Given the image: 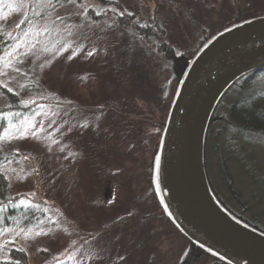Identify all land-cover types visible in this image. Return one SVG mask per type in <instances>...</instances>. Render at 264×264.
<instances>
[{
    "label": "rangeland",
    "instance_id": "1",
    "mask_svg": "<svg viewBox=\"0 0 264 264\" xmlns=\"http://www.w3.org/2000/svg\"><path fill=\"white\" fill-rule=\"evenodd\" d=\"M111 1L55 9L41 3L44 17L21 29L27 5L2 0L0 26L16 38L19 52L13 67L0 64V84L32 112L8 119L2 135L7 130L15 138L0 147L18 159L4 171L18 204L42 205L44 216L26 229L0 231V244L23 248L30 264H180L191 242L151 189L176 81L162 55L115 23L116 4L139 22L160 19L166 41L192 60L199 51L193 37L215 34L231 20L229 0ZM90 10L104 16L93 21ZM244 11H261L260 3L252 0ZM230 103L227 98L218 114L230 116ZM6 105L0 95V107ZM233 129L224 119L211 126L207 181L225 210L264 234V147L242 151ZM198 264L229 263L208 251Z\"/></svg>",
    "mask_w": 264,
    "mask_h": 264
},
{
    "label": "water",
    "instance_id": "2",
    "mask_svg": "<svg viewBox=\"0 0 264 264\" xmlns=\"http://www.w3.org/2000/svg\"><path fill=\"white\" fill-rule=\"evenodd\" d=\"M263 65L264 17L215 36L186 76L154 158V188L167 215L186 236L232 264H264V234L214 197L204 169L205 133L228 87Z\"/></svg>",
    "mask_w": 264,
    "mask_h": 264
},
{
    "label": "trees",
    "instance_id": "3",
    "mask_svg": "<svg viewBox=\"0 0 264 264\" xmlns=\"http://www.w3.org/2000/svg\"><path fill=\"white\" fill-rule=\"evenodd\" d=\"M22 1L27 5V8L26 13L21 20V29L25 28L26 25H29L31 23L33 24V22L37 20L39 21L44 17L46 13V7L43 8V5H46L45 3H42L43 5L41 6V3H34L32 2V0ZM82 1L83 0H77L78 3ZM92 1H94L101 7H106L110 4H113L111 0ZM251 1L252 0L228 1V7L231 10V20L228 23L223 24V26L219 28L218 31L215 32V34L213 33L210 35L207 34L206 31L204 33L205 36H197L198 40L196 39V36L193 37L194 41H197L198 43L197 46L199 51L197 53V56L203 50V48L219 33L245 21L264 17V0H255L260 3L261 11L255 13L250 12L249 14H246V11L244 10H246ZM53 2L55 3V0H53ZM61 2H63V0H61ZM1 5L2 0H0V8ZM116 8L120 9V11H123L125 15H117L115 17V23L123 28L131 29L136 35L142 38V40L151 45L157 53L164 57V59L168 63V66L172 70L173 76L176 81L174 102L170 108V111H172L183 82L190 69L192 68L197 56L191 60L186 56L178 53L176 48H174L170 43L166 41V29L164 27V23L160 19L154 18V21L152 22L148 20L139 22L138 18L134 14L127 13L122 6L116 4ZM40 13H44V15L41 16L39 15ZM89 16L93 21H97L100 20L104 15H98L95 10H90ZM15 39L16 38L10 37V34H8L3 26H0V57H3L4 60H11L14 57ZM9 52H13V55L11 57H8L6 55ZM8 88L10 87L8 86L7 88H5L3 84H0V95H2L7 101V105L5 107H0V135H2L4 129L7 127L9 117H14L15 120H18L23 117H28L32 113L30 111L31 106L23 105L20 100V95L17 94L14 89L11 88L12 90L9 91ZM227 98L231 99V103L229 104L228 108L230 116L218 114L219 108L224 105L223 103ZM113 103L109 104H111V110L115 111L117 105L119 104L115 105V103ZM124 105L126 106L125 102ZM124 109L125 108H122L123 111H125ZM218 119H224L229 124L234 125L233 130L240 134L241 140L239 145L242 151H245V149H248V147H250V151L256 147H264V65L243 74L241 77L235 80L224 92V94L216 104L211 114L205 133L203 149L204 167L206 161L205 147L206 141L209 136V130L213 123ZM158 147H160L159 144ZM158 150L159 148H157L155 155L157 154ZM17 157L18 156L15 152L4 150L0 147V231L14 228L20 230L26 229L28 228V226L36 224L40 220V218L44 216L42 205H39L36 208L19 205L17 200L11 193L10 182L4 171V167H6L9 163L16 161L18 159ZM160 209L166 215V217L171 220L161 204ZM227 211L242 223L250 226L255 230H259L258 224H252L251 222L249 223L245 221L241 216L234 215L228 209ZM19 249L21 248L13 244L7 245L6 251L4 250L5 257L0 259V264H15V261L17 260H19L20 264H30L27 252H21ZM208 251L215 253L218 257L224 259L229 264H232L219 254L208 248L205 244H200L192 239L187 251L181 259L180 264H198L204 257H206Z\"/></svg>",
    "mask_w": 264,
    "mask_h": 264
},
{
    "label": "snow or ice",
    "instance_id": "4",
    "mask_svg": "<svg viewBox=\"0 0 264 264\" xmlns=\"http://www.w3.org/2000/svg\"><path fill=\"white\" fill-rule=\"evenodd\" d=\"M32 2L34 3H45L46 4V7H49V8H53L55 9L57 7V4L60 5V7L64 8V7H67V6H72V7H75L76 4H77V0H63V2H61V0H55V3L53 2V0H32ZM81 7H84V5H81ZM107 11V10H105ZM112 12L113 13H116L117 12V9L114 7L112 8ZM99 15V13H97ZM39 15L43 16L44 13H40ZM119 16H123L125 15V13L123 11H120L118 13ZM60 16L59 14H57V19H59ZM46 30V29H45ZM47 50V49H45ZM14 52H19V49H14ZM93 53L92 52H88V55H92ZM8 57H11L13 55V52H9L6 54ZM22 55L24 56H28L29 53L25 52V53H22ZM17 60L19 61V57L17 56ZM0 63H3L5 65V67H13L14 65L12 64L11 60H4L3 57H0ZM19 63H23V61H19ZM15 71L17 73L20 72V69L18 67L15 68ZM5 75H7V73H4ZM26 75V74H25ZM5 88H7V84H4L3 85ZM9 91H11L12 89L11 88H8ZM33 135H35V133H33ZM9 138H15L13 136V134L7 130H5L4 134L3 135H0V141H3L5 139H9ZM21 204L24 203L23 200L20 201ZM19 235V234H17ZM9 243H15V241H9ZM7 249V244H0V252L4 251ZM21 252L24 251L23 248L19 249ZM121 259H124V257H121ZM15 264H20L19 260L15 261Z\"/></svg>",
    "mask_w": 264,
    "mask_h": 264
},
{
    "label": "flooded vegetation",
    "instance_id": "5",
    "mask_svg": "<svg viewBox=\"0 0 264 264\" xmlns=\"http://www.w3.org/2000/svg\"><path fill=\"white\" fill-rule=\"evenodd\" d=\"M154 158H155V156H154ZM154 158H153V164H154ZM153 164H151V167H153ZM151 169H152V168H151ZM150 173H151L152 176H153V169L150 171ZM151 180H152V182H153V178H152V177H151ZM209 186H210V189H211V191H212L214 197L216 198V200L218 201V203L222 206V203L219 201L218 197L216 196L215 191H214V189H213L212 186H211V183H209ZM151 189H152V191L154 192L155 196H157V195H156V192H155V188H154V183H153V186L151 185ZM223 207H224V206H223ZM224 209H226V208L224 207Z\"/></svg>",
    "mask_w": 264,
    "mask_h": 264
}]
</instances>
